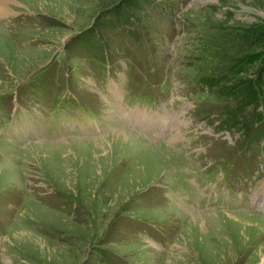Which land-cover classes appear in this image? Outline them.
Returning <instances> with one entry per match:
<instances>
[{
  "label": "rangeland",
  "instance_id": "374dc122",
  "mask_svg": "<svg viewBox=\"0 0 264 264\" xmlns=\"http://www.w3.org/2000/svg\"><path fill=\"white\" fill-rule=\"evenodd\" d=\"M7 7L0 264H264V0Z\"/></svg>",
  "mask_w": 264,
  "mask_h": 264
},
{
  "label": "trees",
  "instance_id": "16d2710c",
  "mask_svg": "<svg viewBox=\"0 0 264 264\" xmlns=\"http://www.w3.org/2000/svg\"><path fill=\"white\" fill-rule=\"evenodd\" d=\"M260 37H263L262 39H264V28L263 27L260 28L259 26H256V25H253L247 29H244L243 33H242V40H245L247 44L259 42ZM262 41L264 42V40H262ZM250 59L251 58H246L243 60L242 63L239 61L238 66H241V64L249 63ZM238 66L235 67V69L233 70V71H236V74H239L242 72L241 68L239 69ZM241 78H242V76H241ZM239 80H240V78H238V80L233 84H237L236 87H239L238 88L239 91L241 90V96L242 97H241L240 103L238 104V106L236 108H234L233 112L238 113L239 111L244 109L246 106H248L250 103L255 104L254 111H257V107L259 106V105H257V102H258V99L260 98L261 92H262L261 86L259 87L260 82L258 85V84H253V82H250V80H247L246 82H239ZM209 81L210 82L215 81V78H209ZM233 84L224 86V88L230 89Z\"/></svg>",
  "mask_w": 264,
  "mask_h": 264
},
{
  "label": "bare ground",
  "instance_id": "6f19581e",
  "mask_svg": "<svg viewBox=\"0 0 264 264\" xmlns=\"http://www.w3.org/2000/svg\"><path fill=\"white\" fill-rule=\"evenodd\" d=\"M10 0H0V14L1 13H5V12H8V7H7V2H9ZM48 3V2H47ZM158 120V119H157ZM166 125V124H165ZM110 138H118L120 141L119 142H122L123 144H126L128 143V145H132V144H136L135 140L131 139L129 136H127V133L124 132V131H118L116 134L112 135ZM110 138H108L110 140ZM100 142V140L97 141V143ZM126 142V143H125ZM81 144V143H80ZM106 145H108V142L105 143ZM118 144V143H117ZM121 148L122 146L120 144H118ZM137 145V144H136ZM110 147V145H108ZM133 146V145H132ZM135 148V147H134ZM151 151V152H150ZM149 152L150 153H155L153 150H150ZM263 191V190H262ZM255 202H260L261 204L259 205V207L263 208L264 209V202L262 201H259L257 199H255ZM228 215H231V214H228Z\"/></svg>",
  "mask_w": 264,
  "mask_h": 264
}]
</instances>
